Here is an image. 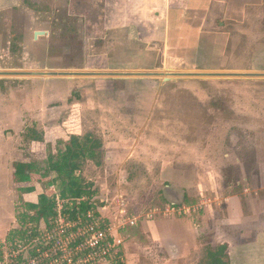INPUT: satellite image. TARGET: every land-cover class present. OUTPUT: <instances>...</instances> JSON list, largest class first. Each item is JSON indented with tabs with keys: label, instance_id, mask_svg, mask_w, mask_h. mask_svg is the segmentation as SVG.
<instances>
[{
	"label": "rangeland",
	"instance_id": "obj_1",
	"mask_svg": "<svg viewBox=\"0 0 264 264\" xmlns=\"http://www.w3.org/2000/svg\"><path fill=\"white\" fill-rule=\"evenodd\" d=\"M36 32L46 35L35 40ZM251 56L264 58V0H0V73H258L243 70ZM214 82L0 76V143L15 153L0 167V202L14 193L20 216L31 204L10 175L25 157L37 166L26 185L35 202L39 193L60 195L57 183L47 186L57 175L42 177L50 154L57 158L72 136H91L100 157L81 161L76 175L108 208L109 226H207L191 235L201 244L180 264H205L217 242L242 248L264 226V137L257 122L240 128L244 118L229 102L242 97ZM11 114L20 118L2 119ZM34 128L44 138L35 146ZM14 234L0 240L1 258ZM136 238L149 245L142 257L157 262L159 249L139 227Z\"/></svg>",
	"mask_w": 264,
	"mask_h": 264
},
{
	"label": "crops",
	"instance_id": "obj_2",
	"mask_svg": "<svg viewBox=\"0 0 264 264\" xmlns=\"http://www.w3.org/2000/svg\"><path fill=\"white\" fill-rule=\"evenodd\" d=\"M142 1V0H141ZM145 1V0H143ZM148 1V0H146ZM172 1V0H171ZM179 1V0H178ZM219 53L225 54L226 50L219 49ZM249 58V57H248ZM247 64L249 65L248 69L243 70H257L258 73H264V58L258 59L256 56L255 58L252 56L248 59ZM250 61V62H249ZM219 69V68H216ZM228 69V68H227ZM224 69V70H227ZM232 70V69H229ZM242 70V69H237ZM208 73V72H206ZM223 73V72H220ZM225 73V72H224ZM226 73H250V72H226ZM191 80V79H190ZM203 80V79H199ZM206 80V79H205ZM165 81V80H164ZM215 85L217 82L224 81L223 83H219L217 86H220V89H223L225 95H230L232 99L237 100V96H241L243 99L242 104H238L233 102L232 100L229 102L230 105V112L237 114V116L244 118V127H237L247 129L249 126H252L253 123H258L260 125V135L264 137V79H256V78H244V79H223L218 78L214 79ZM166 82V81H165ZM195 82V81H194ZM216 86V87H217ZM223 87V88H221ZM259 94V95H258ZM236 95V96H235ZM234 96V97H233ZM217 117V112H214ZM14 117L17 119L20 116H15V114H11L8 116H2V119L10 118V120ZM220 118V113H219ZM256 118V119H252ZM251 120V121H250ZM8 124V123H7ZM10 129L16 131V127H13V122L10 123ZM36 129V130H34ZM31 129L30 131L33 136L39 137V132H37V128ZM26 133V132H25ZM29 133V132H28ZM11 134V133H10ZM42 137V136H41ZM27 141H32L31 138H26ZM34 142V141H32ZM261 142L264 143V138H261ZM40 142H34V146ZM41 144V143H40ZM6 143H0V167H4V163H8L9 159L13 160L15 157V153L12 154L10 152L9 146L7 147ZM260 154L258 155L257 160L261 166H264V147H262ZM15 163L11 164V167L14 169V166L19 163L29 164L31 160L29 158H24L23 160H15ZM11 176H13L15 190L21 191L23 188H27L30 186H26L27 184H16L14 180V172H10ZM260 181L264 183V175L260 178ZM20 185V187H19ZM35 188V187H34ZM201 190V189H199ZM198 193L202 195V192ZM171 192L176 195L178 192L175 189H171ZM189 190H186V192ZM36 192V189H35ZM23 193L26 196L28 201H31V204L37 205L39 201L35 202L38 198L35 195L36 193ZM185 192V190H184ZM11 194V192H10ZM46 195V193H44ZM259 194V193H258ZM34 195V196H33ZM39 195H43L40 194ZM198 195V194H197ZM48 196V195H47ZM14 197V193L9 195L10 200L5 202H0V240L2 243H5L7 237L10 235L11 231L17 230L20 227V223L18 222V215L19 211L15 209L13 201L11 198ZM108 208H100V211H106ZM24 213L28 210L24 209ZM30 212V211H29ZM103 214V213H102ZM104 215V214H103ZM109 215V214H108ZM16 216V217H15ZM110 221V217H108ZM156 223H161L160 221H156ZM10 224V226H8ZM136 224V223H135ZM149 225L151 223H148ZM147 222L142 226H137L140 229V236H143L150 242V244H154V248L159 249L158 254V261L150 262L145 260L141 253L146 252V248L149 245H144L143 240L141 238H136V228H131V226H112L114 228V232L116 231V235L122 237L124 242V256L121 253L118 260L122 261L123 264H180L185 259L189 261L187 257L191 255V252L198 249L200 242L197 240L192 239L191 235L198 232L197 229H201L202 233H204V229L206 230L207 226H197L196 229L192 228L193 226H149ZM122 228V229H121ZM133 229L135 234H132V240L129 242L125 241V237L129 236L128 231ZM260 231L258 237L256 239H252L250 241H244V244L240 245L243 246L242 248L239 247L236 243L229 242H217L215 245L216 247L226 245L228 247L227 255H228V262L230 264H264V226H260L258 228ZM122 230H128L126 233H122ZM11 236V235H10ZM197 237V236H196ZM121 239V238H120ZM202 242V241H201ZM131 247L137 248V253ZM145 249V250H144ZM243 249V250H242ZM193 253V252H192ZM146 254V253H145ZM124 257V262L122 258Z\"/></svg>",
	"mask_w": 264,
	"mask_h": 264
},
{
	"label": "built area",
	"instance_id": "obj_3",
	"mask_svg": "<svg viewBox=\"0 0 264 264\" xmlns=\"http://www.w3.org/2000/svg\"><path fill=\"white\" fill-rule=\"evenodd\" d=\"M57 217L20 226L0 264H109L117 262L124 242L114 234L98 206L71 219L54 194ZM85 201V199L83 200ZM134 225V222H131ZM123 227V226H122Z\"/></svg>",
	"mask_w": 264,
	"mask_h": 264
},
{
	"label": "trees",
	"instance_id": "obj_4",
	"mask_svg": "<svg viewBox=\"0 0 264 264\" xmlns=\"http://www.w3.org/2000/svg\"><path fill=\"white\" fill-rule=\"evenodd\" d=\"M34 142H44L43 137L33 138ZM49 146H47L48 148ZM102 148V143L91 136L80 138L72 136L69 145L58 151V156L55 158L50 154L48 160L47 172L42 177L47 178L51 174H56V182H48L47 186H55L60 193L61 199L68 204L64 205L65 214H69L71 219H76L77 215L86 214L94 206H99L97 202L96 192L92 185L85 184L76 173L80 169V163L83 160H98L100 157L99 151ZM35 163L23 164L19 163L14 166V180L16 184H30L32 175L37 173ZM23 193H33V186L23 188ZM85 199V201H83ZM26 213L23 216L18 215L20 226H28L30 224L39 223L41 219L47 222L50 218L57 217L56 204L54 197L41 195L39 203L28 204ZM30 211V212H29ZM35 216H32L34 215ZM228 247L226 245L219 246L214 250L208 251L207 261L205 264H230L227 255ZM115 264H123L118 261Z\"/></svg>",
	"mask_w": 264,
	"mask_h": 264
},
{
	"label": "water",
	"instance_id": "obj_5",
	"mask_svg": "<svg viewBox=\"0 0 264 264\" xmlns=\"http://www.w3.org/2000/svg\"><path fill=\"white\" fill-rule=\"evenodd\" d=\"M44 32H36L35 40L45 36ZM0 76L16 77H49V78H71V77H102V78H164L166 82L173 79H264V73H147V72H119V73H87V72H18L0 73Z\"/></svg>",
	"mask_w": 264,
	"mask_h": 264
},
{
	"label": "flooded vegetation",
	"instance_id": "obj_6",
	"mask_svg": "<svg viewBox=\"0 0 264 264\" xmlns=\"http://www.w3.org/2000/svg\"><path fill=\"white\" fill-rule=\"evenodd\" d=\"M169 194H173V196H174V193L172 192V193H169Z\"/></svg>",
	"mask_w": 264,
	"mask_h": 264
}]
</instances>
